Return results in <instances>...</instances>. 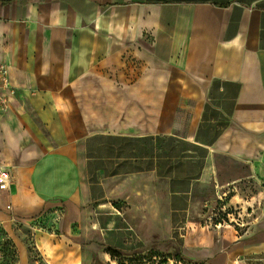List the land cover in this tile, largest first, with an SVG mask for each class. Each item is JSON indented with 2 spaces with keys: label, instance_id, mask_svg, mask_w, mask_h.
Returning a JSON list of instances; mask_svg holds the SVG:
<instances>
[{
  "label": "crops",
  "instance_id": "crops-1",
  "mask_svg": "<svg viewBox=\"0 0 264 264\" xmlns=\"http://www.w3.org/2000/svg\"><path fill=\"white\" fill-rule=\"evenodd\" d=\"M1 65L18 264L264 258V0H0Z\"/></svg>",
  "mask_w": 264,
  "mask_h": 264
},
{
  "label": "rangeland",
  "instance_id": "rangeland-1",
  "mask_svg": "<svg viewBox=\"0 0 264 264\" xmlns=\"http://www.w3.org/2000/svg\"><path fill=\"white\" fill-rule=\"evenodd\" d=\"M259 200L253 203L254 206L259 205ZM260 206L259 209L263 208ZM8 208V207H7ZM253 207H251L252 209ZM9 210V209H7ZM241 210L236 209L234 206L226 208L225 210L221 211L222 218L225 221L230 220V218H234V215L238 217V214ZM228 213H233V216L228 217ZM224 214V215H223ZM237 225L241 224V221L237 219L234 221ZM14 230H21V233L24 232L25 241L29 245L31 250V256L33 259L37 257V253L34 249L33 242L31 241V233L30 229L23 225H13ZM10 229L7 228L4 224L0 222V264H18V252H17V243L16 239L11 235ZM109 248H105L104 251L109 253ZM126 255L122 252H112L109 253L110 260L104 261L102 254L97 251H93V264H203V263H193L191 260L187 258L181 257L177 252L173 253H166L160 250L148 251V252H125ZM249 264H264V258L258 259L254 258L248 261ZM42 264V263H41Z\"/></svg>",
  "mask_w": 264,
  "mask_h": 264
},
{
  "label": "built area",
  "instance_id": "built-area-1",
  "mask_svg": "<svg viewBox=\"0 0 264 264\" xmlns=\"http://www.w3.org/2000/svg\"><path fill=\"white\" fill-rule=\"evenodd\" d=\"M7 68L4 65L0 66V85L7 86L8 85V76H7ZM2 105L6 109L7 101L6 99H2ZM13 175L9 168L0 165V190H7L10 188L12 183ZM9 207V206H8Z\"/></svg>",
  "mask_w": 264,
  "mask_h": 264
},
{
  "label": "trees",
  "instance_id": "trees-1",
  "mask_svg": "<svg viewBox=\"0 0 264 264\" xmlns=\"http://www.w3.org/2000/svg\"><path fill=\"white\" fill-rule=\"evenodd\" d=\"M108 250H109V253H111V255H112V252H116L115 250H112L111 248H109Z\"/></svg>",
  "mask_w": 264,
  "mask_h": 264
}]
</instances>
